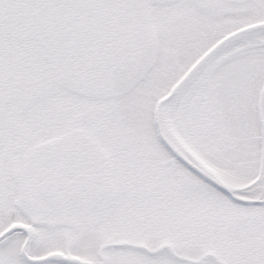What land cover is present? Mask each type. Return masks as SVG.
<instances>
[{"label":"snow or ice","instance_id":"6c2138e0","mask_svg":"<svg viewBox=\"0 0 264 264\" xmlns=\"http://www.w3.org/2000/svg\"><path fill=\"white\" fill-rule=\"evenodd\" d=\"M0 264H264V0H0Z\"/></svg>","mask_w":264,"mask_h":264}]
</instances>
